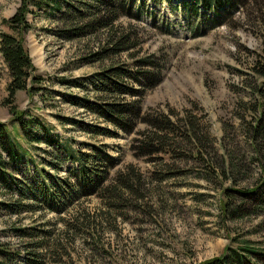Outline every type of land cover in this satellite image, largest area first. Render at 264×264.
Masks as SVG:
<instances>
[{"label":"rangeland","instance_id":"374dc122","mask_svg":"<svg viewBox=\"0 0 264 264\" xmlns=\"http://www.w3.org/2000/svg\"><path fill=\"white\" fill-rule=\"evenodd\" d=\"M126 1L131 6L130 15L121 17L117 24L137 25L143 36L141 55L161 57L164 64L161 83L147 91L142 99L143 111L166 114L172 110L181 114L195 105L201 112L193 115L204 117L216 152L214 159L232 154L239 167L247 168L251 154L241 134L236 101L249 100L245 89L249 84L259 83L251 67L264 64V0H246L239 12L223 22L212 16H203L200 20L185 17L178 6L183 0ZM19 3L20 0H0V33L7 32L1 22L14 15ZM30 9L27 22L31 30L25 36V46L36 74L44 80V90L33 97L18 92L14 100L9 101L6 89L9 76L0 56V124L6 127L18 146L31 152L37 165H21L11 174L27 183L42 167L49 175L56 172L49 164L50 147L34 142L31 149L15 124L8 102L25 113V122L37 118L59 146H70L71 151L84 153H91L90 146H103V150L120 163L110 170V175L133 165L147 177L145 202L148 208L143 210L145 205H142V210L132 211L129 207L112 225L96 217L106 206L94 196L81 198L60 213L44 210L35 214H15L5 205L20 197L14 188L2 186L0 244L19 250L29 239L20 240L14 229L36 227L51 232V238L55 239L40 250L41 255L53 254L57 240L64 245L65 249L59 252L63 256L55 257L60 261L57 264H198L221 255L227 246H236L235 240L245 238L261 242L264 213L259 212L258 218L230 220L221 211L225 201L223 190L235 184V179H205L203 165L196 161L179 159L153 163L148 161L150 157H135L131 142L137 134H127L84 108L82 101L94 100L96 96L91 85L92 76L111 61L94 65L83 63L80 60L85 51L83 44L95 49L102 33L67 40L59 34L62 28L57 21L59 13L53 11L50 15L47 8ZM119 60L129 62L127 55L120 56ZM97 128L109 134L98 135ZM144 129L142 124L137 127V131ZM27 132L41 137L40 130L33 129L30 124ZM2 157L7 160L4 152ZM74 166L70 161L64 162L56 175L65 178ZM171 169L177 173H171ZM249 169L247 179L236 182L241 189L253 187L259 178L257 165ZM36 188L35 183L29 184V190ZM245 200L244 210L248 211L252 203ZM27 202L25 199L20 203ZM21 209L23 211L24 207ZM83 212L91 217L90 222L98 220L100 223L97 231L104 245L93 252L90 251L92 246L80 235L71 244L67 240L64 223L81 219ZM37 238H43L41 233ZM64 252L68 256H64ZM23 253L21 251L20 256L23 257ZM42 261L56 264L48 257ZM12 264L24 262L16 258Z\"/></svg>","mask_w":264,"mask_h":264},{"label":"trees","instance_id":"16d2710c","mask_svg":"<svg viewBox=\"0 0 264 264\" xmlns=\"http://www.w3.org/2000/svg\"><path fill=\"white\" fill-rule=\"evenodd\" d=\"M245 3L246 0H183L178 6L187 18L200 20L203 16H212L214 20L223 22L239 12ZM31 7L47 8L50 15H53V11L59 13L57 21L62 25L59 34L64 39L79 40L102 33L103 37L97 40L98 46L95 49L83 44L85 51L80 60L88 65L102 64L105 61L111 63L92 76L95 99H85L82 105L88 112L115 128L127 134H137L131 142L135 157H150L148 161L153 163L179 159L196 161L203 165L205 179L214 177L218 180H236L230 188L223 190L225 201L221 205V211L224 217L240 220L244 217L258 218L259 212L264 213V64H254L251 67L253 77L259 83L249 84L245 89L250 95L249 100L236 101L241 134L251 154L248 158L250 165L244 169L234 162L232 154L226 158L222 156L220 160L214 159L216 152L204 117L197 118L193 115L201 112L195 105L192 110H185L181 114L172 110L166 114L155 110L143 111L142 99L147 91L161 83L164 64L161 63V57L141 55L143 36L137 25L117 24L121 17L130 15L131 6L126 0H20L14 15L1 22L7 29V32L0 33V56L9 76L6 87L9 101H13L18 92H26L33 97L44 90V80L36 74V68L25 46V36L31 30V25L27 22ZM122 55H127L129 62L120 61ZM8 105L22 138L31 149L34 142L50 147L49 155L52 158L49 164L56 174L64 162L75 164L65 178L56 174L49 175L42 167L25 183L11 173L14 169L19 170L21 165L37 164L31 152L18 146L6 127L0 124V187L14 188L20 197L14 199V203L5 205L12 213L35 214L44 210L60 213L81 198L94 196L106 206V210L98 212L96 217L112 225L117 217L123 215L122 211L129 207L132 211L142 210V205H145L143 210L148 208L145 202L147 177L133 165L125 166L123 171L118 169L110 175V170L120 163L109 156L103 146H90L91 153L73 152L70 146H59L58 141L37 118L32 117L25 122V113L18 111L12 103L8 102ZM28 124L33 129L40 130V138L27 132ZM139 124L144 125L145 129L137 131ZM95 133L109 134L101 128H97ZM2 152L6 154L7 160L2 157ZM252 165H257L260 170L259 178L253 187L239 188L236 182L247 179ZM170 172L177 173L174 169ZM32 183L37 188L29 190V184ZM25 199L27 204L21 205L20 202ZM245 199L252 203L248 211L244 210ZM21 207H24L23 211ZM89 219L91 217L83 212L81 219L74 218L64 225L69 244L80 235L92 246L90 251L93 252L101 249L104 242L97 231L99 221L90 222ZM262 229L264 230V220ZM14 231L20 240L26 238L29 242L23 243L19 250L0 244V264H12L16 258H21L24 264H45L42 260L46 257L52 258L53 263L60 262L55 259L56 256H63L59 252L65 249L63 244H59L60 240L54 242L58 244L52 251L53 254L39 253L41 249L47 248L48 241L55 240L51 238V232L36 227L17 228ZM40 233L43 238L38 239ZM234 243H237L236 246H227L221 255L198 264H264V246L259 245L264 244V236L261 242L241 238ZM21 251L24 252L23 257L20 256ZM63 254L68 256L66 252Z\"/></svg>","mask_w":264,"mask_h":264}]
</instances>
